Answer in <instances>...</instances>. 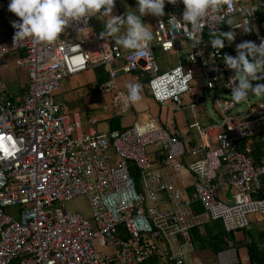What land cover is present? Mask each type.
<instances>
[{"label": "built area", "instance_id": "built-area-1", "mask_svg": "<svg viewBox=\"0 0 264 264\" xmlns=\"http://www.w3.org/2000/svg\"><path fill=\"white\" fill-rule=\"evenodd\" d=\"M123 1L114 0V6ZM8 3L0 0V89L2 57L19 51L28 84L20 101L0 95V264H146L157 252H164L161 264H205L193 256L194 228L218 220L228 232L249 228L248 215L262 207L257 196L263 192L264 149L258 161L251 155L252 139L264 135V95L232 103L226 85L235 70L223 56L235 57L236 48L227 40L213 48L205 37L213 30L243 29L226 23L231 19L254 26L253 42L259 45L264 0H221L219 11L196 29L183 21L184 8L173 11L155 22L153 41L139 55L102 37L92 16L71 21L54 42L28 37L14 43L2 20L20 18ZM185 42L192 46L185 64L199 67L198 74L179 60ZM155 49L173 54L177 64L163 69ZM112 62L146 81L152 99L161 106L173 103L176 112L188 106L202 113L207 93H225L212 98L220 121L197 128V137L190 130L176 135L160 124L142 135L138 124L81 134L78 114L57 111L61 84ZM257 75L253 86L264 84L263 73ZM185 97L193 98L183 105ZM131 167L141 173V191ZM188 175L195 179L190 190ZM224 190L230 193L226 202ZM80 199L89 216L71 209ZM225 241L227 249L210 264L239 262L234 242Z\"/></svg>", "mask_w": 264, "mask_h": 264}, {"label": "crops", "instance_id": "crops-1", "mask_svg": "<svg viewBox=\"0 0 264 264\" xmlns=\"http://www.w3.org/2000/svg\"><path fill=\"white\" fill-rule=\"evenodd\" d=\"M244 2L254 3L255 0H244ZM175 5L176 3H169L168 0H165L163 15L156 16L151 13H145L141 17V21L148 25L153 33L155 22L166 18L170 13L173 12V10H176L177 7L173 9V6ZM136 7L137 0H124L119 6H113L111 14L123 17L127 14L128 10H133ZM102 12L103 9L101 10V13ZM91 16L96 28L99 31L103 32L105 30L104 20L106 19V17H102V14H94ZM13 21H16L14 15L6 16L2 20L3 28L9 34L14 33L15 30L12 27ZM250 28L253 30L252 35L254 39L256 33L255 27L250 26ZM122 31L123 28L121 29V32ZM117 35H119V33ZM205 39L207 41L210 40V34H208ZM253 39L250 42H253ZM191 48L192 46L189 42L184 43L179 57V60L181 62L185 61L186 55L188 51L191 50ZM121 49L124 52L129 51V49H124L123 47H121ZM23 54V51H19L3 56L1 59V81L3 83V88L0 89V95H3L6 99L12 102L21 100L28 84L27 70L19 66V59L23 56ZM161 58H163V61L159 62L163 69H167L168 67H172L175 65L169 63V61L167 60V55L162 56ZM175 59L176 62H178V59ZM129 83H139L142 86L141 100L135 104H125L124 102L125 96L127 94L126 85ZM192 98L193 97H185L182 101V104L185 105L190 103L192 101ZM57 99L58 113L79 115V120L81 122L80 132L84 135L90 133L91 131H94L96 133H105L115 130H124L132 127L135 124H142L150 121L155 126H159L160 124L163 127L169 128L176 135L183 136L187 131L190 130L191 134L197 137V133H192L194 128L199 129L203 126L214 123L213 118L206 111V107L204 112L201 113L188 106H184L183 110L178 112L179 117L177 119L164 121L166 115H163V113L165 114V110H168L169 108L174 110V104L169 103L165 106H161L160 104L155 102L146 88V83H144L143 81L140 82L136 74L124 72L121 62H112L107 65L94 66L89 68L85 72L65 79L61 84ZM189 109L193 110L195 116L197 114H202L203 116H205L206 123H203V125H198L199 127H191L189 118L185 114ZM216 115H218L219 117V114L217 112ZM195 116L193 117L195 118ZM207 118L209 119V121ZM93 120H96L97 122L95 124H92ZM194 181L195 179L191 175L185 177L187 190H190L191 185L194 183ZM262 193L264 194V190ZM229 194L230 193H228V191H222V199L225 202L227 201V197L229 196ZM162 197L164 199V196ZM261 202L263 206L264 200H261ZM71 207H73L72 210L74 211H80V209L76 206V202L72 203ZM198 209H201L200 206L196 207V211L200 213L201 211H199ZM82 212L84 213V210ZM84 215L87 216L86 213H84ZM263 222L264 221L260 220L257 221L256 225H254L249 220L250 225L248 229L252 228V230L256 229L259 231H263ZM234 235H236L235 237L237 241L243 240L245 236L243 232H235ZM193 247L194 258L196 260L202 261L201 259H197L195 257L196 249L194 244ZM246 254V249H239L238 260L243 262V259L245 260V258H247ZM156 256L159 255L156 254ZM214 259L215 256H212V258L208 259L209 261H205L206 263L203 261L202 262L205 264H210ZM149 263L150 262L146 264Z\"/></svg>", "mask_w": 264, "mask_h": 264}, {"label": "clouds", "instance_id": "clouds-1", "mask_svg": "<svg viewBox=\"0 0 264 264\" xmlns=\"http://www.w3.org/2000/svg\"><path fill=\"white\" fill-rule=\"evenodd\" d=\"M168 2L175 4L177 0H168ZM181 2L184 5L182 19L189 23L192 29L200 27L202 20L210 12L216 13L221 7V0H181ZM164 3L165 0H137V7L128 10L123 17L111 14L114 0H9L8 10L20 18L19 21L12 22V27L15 29L14 43L28 37L37 42H54L71 21L102 14L106 19L105 30L101 36L111 37L115 45L134 50L135 54L139 55L144 50L146 42L153 39L150 27L141 21V17L145 13L163 15ZM226 23L248 30V25L234 24L231 19ZM186 35L192 39L190 32ZM210 37L211 46L219 49L224 47L225 40L232 41L234 34L231 31L213 30ZM236 51L235 57L225 54L223 61L228 68L235 70V76L230 78L226 86L231 88V102L239 104L246 101L250 95H264V84L253 86L251 83L260 78L258 73H264V40H261L259 45L249 41L239 43L236 45ZM126 87L125 104H135L141 100L142 86L139 83H129ZM152 127L150 121L138 124L136 132L142 135Z\"/></svg>", "mask_w": 264, "mask_h": 264}, {"label": "trees", "instance_id": "trees-1", "mask_svg": "<svg viewBox=\"0 0 264 264\" xmlns=\"http://www.w3.org/2000/svg\"><path fill=\"white\" fill-rule=\"evenodd\" d=\"M246 3L250 4L248 2ZM173 7L171 8L175 9V7H177V9L174 10L175 12V11H179L182 8H184V5L181 2V0H177L176 5ZM12 34L14 33H11V35ZM207 35L208 34H206V36ZM155 54H156L157 60L158 58L162 56H166V54L164 55V53H162L159 49H155ZM144 83H146V81H144ZM118 131H123V130H118ZM252 148H253V152L251 156L255 161H258L264 149V135H260L252 139ZM130 170H131L132 176L134 177L137 183V186H139V182L141 183L140 171L134 167H131ZM263 190H264V185H263ZM257 198L264 200V194L260 192ZM198 210L202 211L201 209H198ZM208 224H205L202 229L196 227L191 231V239H192L193 244L195 245V249H196L195 257L197 259L203 260L204 258H207L210 256L216 257L218 253L223 252L227 249V242L225 240H230L234 242L237 250L241 248L246 249V253H247L246 263L245 261L243 262L239 261L237 264H264V230L259 231L256 229L252 230V228L251 229L235 228L236 229L235 232H243L245 235L243 240L237 241L234 235L235 233L234 230L232 229L233 231L230 230L228 232L227 229L225 228L224 223L221 220L214 221ZM149 260H150L149 264H161V261H162V259L159 256L156 257V255H155V259L153 256Z\"/></svg>", "mask_w": 264, "mask_h": 264}, {"label": "rangeland", "instance_id": "rangeland-1", "mask_svg": "<svg viewBox=\"0 0 264 264\" xmlns=\"http://www.w3.org/2000/svg\"><path fill=\"white\" fill-rule=\"evenodd\" d=\"M233 22H235V21H233ZM260 25H261L260 27L264 31V12L261 14ZM247 27H248L247 31H245L244 29H241V30H238L236 32H233V34H234L233 40L232 41H228L227 40L229 47L236 48V45L239 44V43H242V42H245V41H249V42L252 41V39H253L252 31L253 30L249 26H247ZM253 41H254V39H253ZM175 58L176 57L173 54H168L167 55V60L169 61L170 64H176L177 63ZM158 60L161 62V61H163V58L160 57V58H158ZM182 63H183V65H185V67L187 69L189 68L188 70L193 71L195 74H198L197 70H198L199 67H192V66L187 67L186 64H185V61H183ZM263 77H264V73H263ZM224 95H225V93L217 92V91H210L209 93L206 94V101H207L206 111L211 115V117L213 118L215 123L220 121V117H218V115L215 114L216 112H215V110H214V108L212 106V98L215 97V96H224ZM256 99L259 100V99H261V97L260 98H256ZM185 114L189 118L191 127H199L198 125H203V123H206L205 116H203L202 114H199V115L197 114L195 116V114H194L192 109H189ZM163 115H166L164 121H171V119H177L179 117L178 112H175L171 108H169L168 110H165V114L163 113ZM193 116H195V118ZM193 133L194 134L197 133V128L196 129L194 128ZM141 189H142V186H141V183L139 182V191H141ZM76 206L80 209V211L84 210V213H86L87 216H89L90 212H89V210H88V208L86 206V203H85V201L83 199L78 200L76 202ZM72 208L73 207H71V209ZM248 219L254 225L257 224V221H260V220L264 221V205L261 207V211H259L257 213L249 214L248 215ZM239 235H238V237H239ZM163 253L164 252H157V254L159 255V257L161 259L163 257ZM241 255H242V252H241ZM210 258H212V256L204 258L202 261L205 262V261H207Z\"/></svg>", "mask_w": 264, "mask_h": 264}, {"label": "bare ground", "instance_id": "bare-ground-1", "mask_svg": "<svg viewBox=\"0 0 264 264\" xmlns=\"http://www.w3.org/2000/svg\"><path fill=\"white\" fill-rule=\"evenodd\" d=\"M174 11V10H173ZM165 55V54H164ZM144 82V81H143ZM207 108V107H206ZM216 114V113H215ZM208 119V118H207ZM208 121H209V119H208ZM213 122V121H212ZM178 128V127H177ZM120 129V128H119ZM183 130V129H182ZM193 133V132H192ZM182 134V133H181ZM262 223V222H261ZM264 223V222H263ZM222 224V223H221ZM208 225H210V224H208ZM211 227V226H210ZM233 231V230H232ZM207 232V231H206ZM200 233V232H199ZM204 233V232H203ZM236 236V235H235ZM221 239V238H220ZM197 240V239H196ZM208 240V239H207ZM213 241V240H212ZM220 243H222V242H220ZM219 243V244H220ZM199 244V243H198ZM211 245V244H210ZM223 246V245H222ZM221 246V247H222ZM157 257V256H156ZM207 257V256H206ZM153 259V258H152ZM154 259H155V257H154ZM159 260V259H158ZM161 261V260H160ZM209 261V260H208ZM249 261V260H248ZM151 262H152V260H151Z\"/></svg>", "mask_w": 264, "mask_h": 264}]
</instances>
